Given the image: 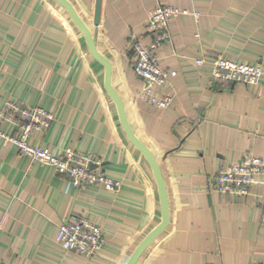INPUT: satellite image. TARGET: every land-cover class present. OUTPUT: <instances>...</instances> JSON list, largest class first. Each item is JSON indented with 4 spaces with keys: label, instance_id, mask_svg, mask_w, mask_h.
Wrapping results in <instances>:
<instances>
[{
    "label": "crops",
    "instance_id": "0c3cea01",
    "mask_svg": "<svg viewBox=\"0 0 264 264\" xmlns=\"http://www.w3.org/2000/svg\"><path fill=\"white\" fill-rule=\"evenodd\" d=\"M69 1L109 60L128 122L163 177L168 224L135 264L263 261L264 178L245 195L218 193L211 180L246 156L264 158V0H101L97 26L95 0ZM157 3L189 11L170 19L168 40L153 51L176 72L149 86L172 97L166 108L141 97L147 84L133 70L130 47L132 38L151 45L146 22ZM216 55L260 66V81L212 83ZM198 57L205 63L197 65ZM8 100L55 113L48 128L31 131L30 143L54 155L67 148L91 155L121 186H68L53 166L30 161L0 137V264H126L160 222L158 186L104 89L103 64L55 0H0V107ZM71 216L100 227L105 242L94 257L56 242L57 225Z\"/></svg>",
    "mask_w": 264,
    "mask_h": 264
},
{
    "label": "built area",
    "instance_id": "2783aa9c",
    "mask_svg": "<svg viewBox=\"0 0 264 264\" xmlns=\"http://www.w3.org/2000/svg\"><path fill=\"white\" fill-rule=\"evenodd\" d=\"M189 11L173 5L157 3L149 12L146 30L151 37L149 47L141 44L139 39L130 41L134 56L133 70L145 81L146 90L141 97L152 106L166 108L170 105V95H153L150 93L151 84L161 85L173 77L176 72L162 67L153 52L164 41L168 40L170 19L177 15H187ZM197 13H194L196 15ZM197 65L205 63L204 57L194 59ZM210 79L212 83L227 85L241 82L245 85L258 83L263 75L262 68L255 64L241 62L216 55L211 59ZM55 119V113L38 106H25L13 101H5L0 107V124L8 123L18 129L10 134L0 128V137L16 145L20 155L27 156L30 161L43 165H51L67 180V185L82 187L100 185L108 191L115 192L121 182L107 177L98 169L100 161L91 155L79 154L71 148L54 155L48 148H42L28 141L33 130L46 129ZM257 177L264 178V158L246 156L242 161L234 162L220 169L211 180V187L218 193L245 195ZM264 199V195H263ZM56 242L65 251L92 258L105 242L100 227L91 221L77 216H71L57 225ZM246 264H264L249 262Z\"/></svg>",
    "mask_w": 264,
    "mask_h": 264
},
{
    "label": "water",
    "instance_id": "95a60500",
    "mask_svg": "<svg viewBox=\"0 0 264 264\" xmlns=\"http://www.w3.org/2000/svg\"><path fill=\"white\" fill-rule=\"evenodd\" d=\"M59 3L68 13L70 19L78 28V30L84 36L86 41L88 50L90 54L98 60L104 66V89L114 102L116 106V110L118 113V117L121 123V126L128 138V140L137 148L139 151L144 155L145 159L147 160L148 164L150 165L159 192L160 198V206H161V218L160 222L141 240V242L136 246L130 257L128 258L126 264H135L142 252L146 249V247L151 243V241L166 227L168 224L169 213H168V201L166 195V189L163 181V177L159 168V165L150 151V149L142 143L134 134L124 109V104L122 99L113 88L111 84V70H110V62L107 58H105L95 46V38L88 27V25L82 20L80 15L77 13L74 6L70 3L69 0H55ZM100 4L101 0H95V11H94V18H93V25L97 26L99 22V15H100Z\"/></svg>",
    "mask_w": 264,
    "mask_h": 264
}]
</instances>
